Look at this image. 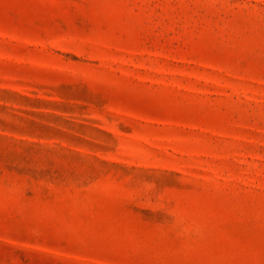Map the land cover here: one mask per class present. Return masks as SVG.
<instances>
[{
	"label": "rangeland",
	"instance_id": "obj_1",
	"mask_svg": "<svg viewBox=\"0 0 264 264\" xmlns=\"http://www.w3.org/2000/svg\"><path fill=\"white\" fill-rule=\"evenodd\" d=\"M0 264H264V0H0Z\"/></svg>",
	"mask_w": 264,
	"mask_h": 264
}]
</instances>
